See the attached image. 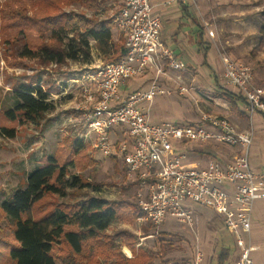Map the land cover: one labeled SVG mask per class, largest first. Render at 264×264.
Wrapping results in <instances>:
<instances>
[{
	"label": "rangeland",
	"instance_id": "obj_1",
	"mask_svg": "<svg viewBox=\"0 0 264 264\" xmlns=\"http://www.w3.org/2000/svg\"><path fill=\"white\" fill-rule=\"evenodd\" d=\"M122 2L123 0H97L98 5L93 9L80 3H70L64 6L63 10L85 12L101 19H109L113 41L116 42L122 36L115 20ZM157 11L160 12V8ZM189 11L194 17L193 22L203 27V39L209 42L207 62L204 51H197V46L185 42L184 46L187 49L182 51L175 42L171 41L170 33H166V39L173 49L177 52L182 51V60L192 65L190 70L197 77V82L193 81L197 89L192 94H181L175 90L178 84L171 80L173 86H166L174 89L172 94L157 95L153 102L143 105L147 106L152 123L170 122L189 125L198 122L201 109L223 115L238 125L239 129L253 125L255 136L249 148V162L253 169L264 172V118L255 114L251 121L249 115L244 118V122L239 120L238 117L242 114L222 94V90L226 87L220 88L222 86L220 71L223 70L221 53H227L234 60L251 66L257 74L258 85L264 83V0H197V5L190 6ZM161 17L163 31L165 29L166 31L173 29V32L178 29L184 31V26H181L178 20L169 23L163 15ZM209 29L213 30L214 38L208 35ZM23 47L22 40L4 41L0 31V111L11 103L10 93L13 87L24 83L41 84L48 91L49 100L53 102L55 108L45 113L38 123L16 124L15 137H6L0 132V187L4 189V192L0 193V203L13 189L25 185L27 173L42 163L41 159L44 155L56 152L63 145L69 147L76 136L83 137L85 126L80 113L75 109L79 95V85L75 80L91 66L107 62V56L92 48L91 63L68 60L62 65L56 63L41 65L34 59L21 57ZM151 77L149 71L144 75L132 77L128 81V88L145 89L149 86ZM183 83L190 84L192 81L185 79ZM240 106L244 109L243 103ZM2 125L14 126L0 115V126ZM209 142L212 143L192 141L187 146H180L179 152L190 149V157L187 160L199 161L201 163L199 165H204V160L196 158L191 151L209 150L213 153L210 157L212 158L214 154L216 155V149H222L217 142L213 140ZM85 144L84 151L88 158H95L96 162L82 170L73 167L71 174H81L91 186L72 190L62 200L76 202L96 196L108 201L137 202L138 185L128 176L123 160L119 158L115 164L111 157L96 151L89 141L86 140ZM225 147L227 149L223 148V150L226 152L219 151L216 158L224 160L228 153L240 149L239 146ZM54 200L58 201L57 197ZM186 205L194 215V229L176 218L167 216L162 224L147 231L144 226L140 227L137 221L118 218L106 232L112 234L128 230L134 234L137 237L136 247H144L155 255L153 264H161L168 259L172 262L184 259L188 264H193L197 250H201L204 254L202 264H218L217 254L227 244H230L232 251L234 250L239 257L240 249L236 245L235 236L226 226L221 214L212 207L198 202L186 201ZM4 224L5 221H2L1 225ZM252 239L253 244L259 247L252 252L254 263L264 264V197L256 199L254 203ZM115 244L123 257H133L131 248L126 244L119 241H115ZM94 254L96 252L85 249L79 254L77 264H115L117 261L116 257L106 258L101 255L94 259ZM235 259V256H232L228 264H235Z\"/></svg>",
	"mask_w": 264,
	"mask_h": 264
},
{
	"label": "built area",
	"instance_id": "obj_2",
	"mask_svg": "<svg viewBox=\"0 0 264 264\" xmlns=\"http://www.w3.org/2000/svg\"><path fill=\"white\" fill-rule=\"evenodd\" d=\"M191 1L197 5V0ZM154 7L152 0H123L115 20L124 38L125 55L93 65L75 80L79 85L75 109L85 126L83 138L104 156L123 160L128 176L138 185L137 204L144 212L136 220L140 227L158 226L171 216L194 229L195 218L186 201L198 202L221 214L234 234L240 249L235 264H255L252 252L259 247L253 244L252 216L255 200L264 197V172L249 162L254 127L239 129L223 115L207 111H201L198 122L189 125L150 121L143 103L174 92L165 80L176 82L175 90L181 94L197 89L194 79L183 83L181 73L186 66L163 41L162 20ZM208 33L215 37L213 30ZM220 59L223 78L243 96L250 121L255 113L264 114V85H258L253 68L227 53H221ZM147 71L152 75L147 88H128L132 77ZM211 140L222 145V150L225 146L240 149L221 160L217 154L226 151L219 148L204 165L187 160L190 149L179 152L189 142L210 144ZM203 259V252L197 250L193 264H202Z\"/></svg>",
	"mask_w": 264,
	"mask_h": 264
},
{
	"label": "trees",
	"instance_id": "obj_3",
	"mask_svg": "<svg viewBox=\"0 0 264 264\" xmlns=\"http://www.w3.org/2000/svg\"><path fill=\"white\" fill-rule=\"evenodd\" d=\"M70 3L92 9L98 5L97 0L0 1L3 40H22L21 57L34 59L41 65H62L68 60L88 64L92 62V48L107 56V62L120 60L125 55L124 38L113 41L110 20L85 12L64 11L63 7ZM197 25L199 50L204 51L207 62L210 45L203 39V27ZM222 94L236 109H239L238 102L244 100L241 95L225 89ZM49 97L39 83L14 86L11 103L0 111L14 126H0L1 134L15 137L16 124L38 123L45 113L55 108ZM85 148L84 138L76 136L69 147L63 145L56 152L44 155L42 163L27 173L25 185L13 189L0 203V264H77L79 254L85 249L96 252L94 259L98 255L116 257L115 264L154 263L155 255L144 247H136L137 237L128 230L106 232L115 219L136 221L144 213L137 202L108 201L96 196L76 202L62 200L72 190L91 186L81 174H71L73 167L82 170L96 162L95 158H88ZM207 153L212 154V151ZM111 158L115 164L119 160L116 155ZM3 192L0 187V193ZM154 227L145 226V230ZM115 241L130 247L133 257H123ZM229 245L223 246L217 254L218 264H228L232 252ZM161 264L188 263L184 259L179 262L168 259Z\"/></svg>",
	"mask_w": 264,
	"mask_h": 264
},
{
	"label": "crops",
	"instance_id": "obj_4",
	"mask_svg": "<svg viewBox=\"0 0 264 264\" xmlns=\"http://www.w3.org/2000/svg\"><path fill=\"white\" fill-rule=\"evenodd\" d=\"M153 1V4H154V13L159 15L160 17L163 15L164 18L166 19V21H168L169 23L171 22H176L177 20L179 22H181V26H184V31L182 29H178L175 30L173 32V29H168L166 31H163V29L161 30V37L163 39V41L170 47L172 48L168 42H167V39H166V33H170V39L171 41L175 42L176 45L182 49V51H186V47L184 46V43L185 42H188L192 45H195L197 46V51L199 50V44H198V41H199V27L197 25V23L193 22V15L192 13L189 11V7L194 5V3H192L191 0H187L186 2H180V1H172L170 3H166L168 0H152ZM158 8H160V12L157 11ZM162 18V17H161ZM173 49V48H172ZM176 56L178 57V59L180 61H182L185 66H186V71L182 72L181 73V76H183V79H189V81L191 82L192 79H194V83L197 82V77L196 75H194L190 68H191V64H187L184 60H182V57H181V52H177L175 49H173ZM256 74V73H255ZM220 80L222 82V88L223 87H226L225 90L228 89V91L232 92L234 95H241L240 93H238V91L234 88H232L229 84H227L225 78H223V70L221 69L220 71ZM258 80L257 78V74H256V81ZM166 82V85H170V86H173V82L169 79L165 80ZM258 82V81H257ZM264 85V83L262 84ZM220 87V88H221ZM242 96V95H241ZM243 97V96H242ZM243 103L244 105V109H241V106L240 104ZM238 105H239V109H237L241 114L242 116L238 117L239 120H241L242 122H244V118H246L248 116V113H247V110H246V104H245V101L243 100H240V102H238ZM235 108V107H234ZM236 109V108H235ZM201 111H204V110H201L200 109V112ZM255 114H258L260 115V117L264 118V114L261 113V112H257ZM254 117V116H253ZM199 120V119H198ZM151 121V119H150ZM159 124V123H157ZM216 149V148H215ZM217 151V149H216ZM191 154H193L194 156H196V158H200L202 160H204V162H206L208 160V158L211 157V154L207 153V151H196V150H192L191 151ZM213 154V153H212ZM253 218V216H252ZM232 256H235V262L236 260L238 259V254L235 253V251L233 250L230 254V258Z\"/></svg>",
	"mask_w": 264,
	"mask_h": 264
},
{
	"label": "bare ground",
	"instance_id": "obj_5",
	"mask_svg": "<svg viewBox=\"0 0 264 264\" xmlns=\"http://www.w3.org/2000/svg\"><path fill=\"white\" fill-rule=\"evenodd\" d=\"M208 159H210V158H208Z\"/></svg>",
	"mask_w": 264,
	"mask_h": 264
}]
</instances>
